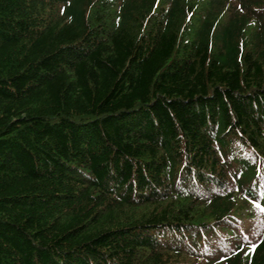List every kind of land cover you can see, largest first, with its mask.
Instances as JSON below:
<instances>
[{"label":"trees","instance_id":"obj_1","mask_svg":"<svg viewBox=\"0 0 264 264\" xmlns=\"http://www.w3.org/2000/svg\"><path fill=\"white\" fill-rule=\"evenodd\" d=\"M240 154L264 174V0H0V264H264Z\"/></svg>","mask_w":264,"mask_h":264},{"label":"bare ground","instance_id":"obj_2","mask_svg":"<svg viewBox=\"0 0 264 264\" xmlns=\"http://www.w3.org/2000/svg\"><path fill=\"white\" fill-rule=\"evenodd\" d=\"M169 234V233H168Z\"/></svg>","mask_w":264,"mask_h":264}]
</instances>
